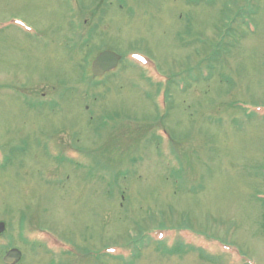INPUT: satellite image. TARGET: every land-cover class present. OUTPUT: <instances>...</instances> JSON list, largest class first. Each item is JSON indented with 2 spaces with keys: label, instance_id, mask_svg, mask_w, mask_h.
Masks as SVG:
<instances>
[{
  "label": "rangeland",
  "instance_id": "374dc122",
  "mask_svg": "<svg viewBox=\"0 0 264 264\" xmlns=\"http://www.w3.org/2000/svg\"><path fill=\"white\" fill-rule=\"evenodd\" d=\"M0 222V264H264V0H0Z\"/></svg>",
  "mask_w": 264,
  "mask_h": 264
},
{
  "label": "water",
  "instance_id": "95a60500",
  "mask_svg": "<svg viewBox=\"0 0 264 264\" xmlns=\"http://www.w3.org/2000/svg\"><path fill=\"white\" fill-rule=\"evenodd\" d=\"M120 56L111 51L101 52L91 64V73L93 76H101L103 73L114 69ZM4 223L0 222V234L3 233ZM21 259V253L16 249L8 250L2 258L4 264H16Z\"/></svg>",
  "mask_w": 264,
  "mask_h": 264
},
{
  "label": "flooded vegetation",
  "instance_id": "af4514ba",
  "mask_svg": "<svg viewBox=\"0 0 264 264\" xmlns=\"http://www.w3.org/2000/svg\"><path fill=\"white\" fill-rule=\"evenodd\" d=\"M101 53V52H100ZM100 53H98L97 55H99ZM96 55V56H97ZM95 56V57H96ZM120 56V55H119ZM121 59H122V57L120 56V60H119V62L121 61ZM95 60V58H93L92 59V61H91V63H90V72H91V64H92V62ZM119 62H118V64H119ZM118 64H117V67H118ZM111 71H109V72H106V73H103L101 76H98V77H96L95 78V76H92V78L94 79V80H97V81H102V80H104L105 78H106V76L110 73ZM92 75V74H91Z\"/></svg>",
  "mask_w": 264,
  "mask_h": 264
}]
</instances>
